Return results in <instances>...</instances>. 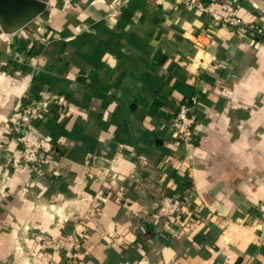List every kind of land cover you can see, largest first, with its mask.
Masks as SVG:
<instances>
[{"label": "crops", "instance_id": "crops-1", "mask_svg": "<svg viewBox=\"0 0 264 264\" xmlns=\"http://www.w3.org/2000/svg\"><path fill=\"white\" fill-rule=\"evenodd\" d=\"M232 1L264 29V0ZM196 95L198 136L178 142ZM24 111L54 139L42 175L20 158ZM1 151L0 264H27L42 235L63 246L46 264H264V36L177 0H51L0 31ZM173 193L192 213L164 233L154 208Z\"/></svg>", "mask_w": 264, "mask_h": 264}, {"label": "built area", "instance_id": "built-area-1", "mask_svg": "<svg viewBox=\"0 0 264 264\" xmlns=\"http://www.w3.org/2000/svg\"><path fill=\"white\" fill-rule=\"evenodd\" d=\"M178 3L195 12L209 17L218 25L231 29H241L250 33L264 36L262 27L246 23L240 16V6L232 0H177ZM202 107L200 96L191 97L188 101L181 103L170 121L173 135L178 142L192 144L197 136V111ZM34 115L23 112L20 121L13 127L17 135V142L20 147V158L22 162L29 165L38 174H44L48 164L41 160V154H50L53 151L54 139L52 136H42L33 129ZM14 165L11 158H6L0 152V191L6 186L9 178L10 166ZM192 199L189 193H173L159 197L154 213L158 217L159 231L167 233L182 219H186L191 210ZM264 226V224H263ZM264 237V236H263ZM262 240L264 242V238ZM37 247L45 252L59 254L63 248L60 242L55 241L47 235H42L37 240ZM68 264H85L80 260H72Z\"/></svg>", "mask_w": 264, "mask_h": 264}, {"label": "water", "instance_id": "water-1", "mask_svg": "<svg viewBox=\"0 0 264 264\" xmlns=\"http://www.w3.org/2000/svg\"><path fill=\"white\" fill-rule=\"evenodd\" d=\"M51 0H0V31L15 35L45 14Z\"/></svg>", "mask_w": 264, "mask_h": 264}, {"label": "rangeland", "instance_id": "rangeland-1", "mask_svg": "<svg viewBox=\"0 0 264 264\" xmlns=\"http://www.w3.org/2000/svg\"><path fill=\"white\" fill-rule=\"evenodd\" d=\"M24 255V259L27 261V264H46L50 261V259H52L51 256H53L52 253L42 251L39 248H35L34 250L27 248Z\"/></svg>", "mask_w": 264, "mask_h": 264}]
</instances>
